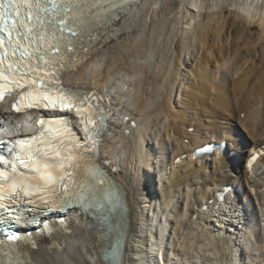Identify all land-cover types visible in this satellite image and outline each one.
Listing matches in <instances>:
<instances>
[{
    "label": "bare ground",
    "instance_id": "bare-ground-1",
    "mask_svg": "<svg viewBox=\"0 0 264 264\" xmlns=\"http://www.w3.org/2000/svg\"><path fill=\"white\" fill-rule=\"evenodd\" d=\"M119 15L66 81L122 90L131 122L126 131L117 122L120 136L105 149L122 172L129 204L117 218L101 192L102 213L88 216L80 206L62 237L43 233L14 255L27 264H107L103 253L116 234L120 264H264V175L251 183L241 173L264 144V0H141ZM222 141L235 152L231 159L195 164L197 148ZM244 179L262 215L248 206L250 218L237 216L260 228L224 239L200 208L213 189Z\"/></svg>",
    "mask_w": 264,
    "mask_h": 264
},
{
    "label": "snow or ice",
    "instance_id": "snow-or-ice-1",
    "mask_svg": "<svg viewBox=\"0 0 264 264\" xmlns=\"http://www.w3.org/2000/svg\"><path fill=\"white\" fill-rule=\"evenodd\" d=\"M138 2L0 0V100L5 93L16 92L18 99L12 105L16 113L50 109L65 114L46 127L39 119L40 131L31 138L0 141L8 153L7 158L0 155V220L8 215L15 223L41 205L49 209L57 201L75 200L90 210L100 207L97 197L105 181L99 173L81 171V163L87 154L85 140L97 143L111 113L98 93L65 87L62 75L87 58L91 49L85 37L88 43L98 39L94 33ZM75 127L82 129L84 140ZM7 240L17 242L16 247L21 243L15 233ZM8 247L13 254L0 253L5 257L0 264H27L14 255L11 244Z\"/></svg>",
    "mask_w": 264,
    "mask_h": 264
},
{
    "label": "water",
    "instance_id": "water-1",
    "mask_svg": "<svg viewBox=\"0 0 264 264\" xmlns=\"http://www.w3.org/2000/svg\"><path fill=\"white\" fill-rule=\"evenodd\" d=\"M100 213H102V212H100ZM100 213H98V215L100 216ZM98 216V217H99ZM114 246H115V244H113ZM112 245V246H113ZM105 253H104V257H106L108 254H111V250H108V249H105V251H104Z\"/></svg>",
    "mask_w": 264,
    "mask_h": 264
},
{
    "label": "rangeland",
    "instance_id": "rangeland-1",
    "mask_svg": "<svg viewBox=\"0 0 264 264\" xmlns=\"http://www.w3.org/2000/svg\"><path fill=\"white\" fill-rule=\"evenodd\" d=\"M258 32H260V29L258 27H256L255 29H253L252 34L256 35ZM256 37V36H255ZM247 56V55H246ZM248 57V56H247Z\"/></svg>",
    "mask_w": 264,
    "mask_h": 264
}]
</instances>
